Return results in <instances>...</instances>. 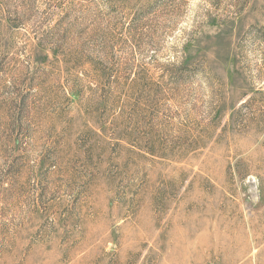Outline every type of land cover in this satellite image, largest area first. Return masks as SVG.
I'll return each instance as SVG.
<instances>
[{
  "label": "rangeland",
  "instance_id": "rangeland-1",
  "mask_svg": "<svg viewBox=\"0 0 264 264\" xmlns=\"http://www.w3.org/2000/svg\"><path fill=\"white\" fill-rule=\"evenodd\" d=\"M0 264H264V0H0Z\"/></svg>",
  "mask_w": 264,
  "mask_h": 264
}]
</instances>
